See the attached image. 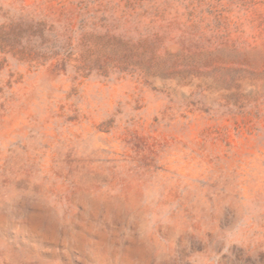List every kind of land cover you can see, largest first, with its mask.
Wrapping results in <instances>:
<instances>
[{
	"label": "rangeland",
	"instance_id": "374dc122",
	"mask_svg": "<svg viewBox=\"0 0 264 264\" xmlns=\"http://www.w3.org/2000/svg\"><path fill=\"white\" fill-rule=\"evenodd\" d=\"M0 264H264V0H0Z\"/></svg>",
	"mask_w": 264,
	"mask_h": 264
}]
</instances>
